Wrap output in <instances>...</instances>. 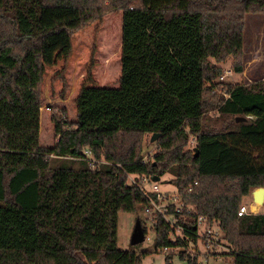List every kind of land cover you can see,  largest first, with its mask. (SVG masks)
Masks as SVG:
<instances>
[{
    "label": "trees",
    "instance_id": "1",
    "mask_svg": "<svg viewBox=\"0 0 264 264\" xmlns=\"http://www.w3.org/2000/svg\"><path fill=\"white\" fill-rule=\"evenodd\" d=\"M116 12L119 87L82 86L71 129L53 117L57 142L44 147V67L69 56L74 33ZM247 13L264 14V0H0V264H140L139 245L117 248L118 213L146 204L127 175L161 179L172 167L189 212L175 240L154 218L153 253L178 248L183 260L203 217L227 243L221 256L264 264V213L237 214L264 188V81L216 83L211 63L231 57L242 73ZM211 110L229 121L209 129ZM156 135L158 149L143 161V138ZM86 150L100 162L90 165Z\"/></svg>",
    "mask_w": 264,
    "mask_h": 264
},
{
    "label": "rangeland",
    "instance_id": "2",
    "mask_svg": "<svg viewBox=\"0 0 264 264\" xmlns=\"http://www.w3.org/2000/svg\"><path fill=\"white\" fill-rule=\"evenodd\" d=\"M243 71L238 74L233 71V61L228 57L220 63L211 60L212 66L220 69L221 75L216 83L241 84L249 86L264 81V14L247 13L243 16ZM121 12L108 14L101 19L89 23L71 36V51L67 58L58 60L52 66L44 67L43 79L40 85V128L39 141L44 147L53 146L57 142L52 118H62L66 129H71L75 121V99L82 86L91 85L96 88H118L120 78L121 52ZM254 48V49H253ZM213 94V93H212ZM210 100V98H209ZM210 102V101H209ZM211 102L209 103V105ZM229 121V118L218 117L215 110L209 111L206 116V126L216 128ZM214 128V129H215ZM150 136L143 138L145 148L144 158L149 160L157 151ZM172 167L158 182L159 190L172 193L175 190L171 183L174 178ZM258 189V188H257ZM242 199V205L264 213V208L253 202L252 193ZM250 209V210H251ZM137 219L145 221L143 212L118 213L117 221V248L130 250V236ZM150 242H143L134 250L140 256V264H164V256L172 255L173 264H190L187 259H196L197 264H233L232 259L221 256L226 251L227 243L218 241V246L205 247L201 242L183 248L185 258L178 257V248L162 250L153 253V233L149 221H146ZM211 228H215L213 225ZM222 237V234L220 233ZM192 252V254H191ZM197 255V256H195Z\"/></svg>",
    "mask_w": 264,
    "mask_h": 264
},
{
    "label": "built area",
    "instance_id": "3",
    "mask_svg": "<svg viewBox=\"0 0 264 264\" xmlns=\"http://www.w3.org/2000/svg\"><path fill=\"white\" fill-rule=\"evenodd\" d=\"M84 154L90 165L93 166L100 162L91 158L90 151L86 150ZM143 161H145V158ZM127 183L129 186L137 188L145 198L146 204L143 208V214L149 219V223H151V225H153L154 218L160 217L172 230L170 239L175 240L176 238L182 236L185 230L184 225L186 224V214L189 212V210L185 207L184 203L181 201L180 197L175 193V191L170 194L162 192L159 190L158 183L146 178L134 177L132 175H127ZM195 186H197V182L193 183V186L188 189L187 193H191L193 187ZM250 209L251 208L242 205L240 206L237 214L238 216H244L248 214L260 213L254 212V210ZM211 227L207 225L206 220L203 217H198L196 219L195 229L197 242H201L205 247L218 246L220 234L217 230ZM151 232L153 233V231ZM150 241L151 238L145 236L144 242L147 243ZM192 245L194 244L189 242L186 248L188 249ZM163 250L166 251L168 249L164 248Z\"/></svg>",
    "mask_w": 264,
    "mask_h": 264
},
{
    "label": "water",
    "instance_id": "4",
    "mask_svg": "<svg viewBox=\"0 0 264 264\" xmlns=\"http://www.w3.org/2000/svg\"><path fill=\"white\" fill-rule=\"evenodd\" d=\"M244 121V118L236 119V122ZM158 135L152 136L151 142L153 143L157 139ZM152 181L158 183L160 181L159 177H153ZM253 202L259 206H263L264 204V188H258L252 193ZM145 236L142 229V225L139 219L136 220L135 225L133 227L129 244L131 247L138 246L144 242Z\"/></svg>",
    "mask_w": 264,
    "mask_h": 264
},
{
    "label": "crops",
    "instance_id": "5",
    "mask_svg": "<svg viewBox=\"0 0 264 264\" xmlns=\"http://www.w3.org/2000/svg\"><path fill=\"white\" fill-rule=\"evenodd\" d=\"M254 49V48H253Z\"/></svg>",
    "mask_w": 264,
    "mask_h": 264
}]
</instances>
